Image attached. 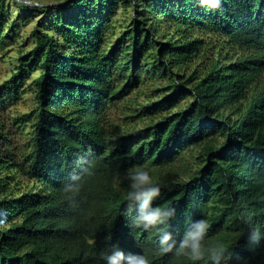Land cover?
<instances>
[{"label":"trees","instance_id":"1","mask_svg":"<svg viewBox=\"0 0 264 264\" xmlns=\"http://www.w3.org/2000/svg\"><path fill=\"white\" fill-rule=\"evenodd\" d=\"M31 38L0 86V264H105L112 245L213 264L161 254L130 225L132 166L166 185L153 203L175 208L173 243L204 218L220 264H264V0H71ZM27 87L34 107L10 112Z\"/></svg>","mask_w":264,"mask_h":264},{"label":"clouds","instance_id":"2","mask_svg":"<svg viewBox=\"0 0 264 264\" xmlns=\"http://www.w3.org/2000/svg\"><path fill=\"white\" fill-rule=\"evenodd\" d=\"M202 5L215 8L219 0H200ZM125 185V204L122 215L129 218L130 225L144 231L154 230L158 242V251L187 257L190 261H199L207 253L213 264H220L225 253L223 245H215L205 249L203 241L209 230L207 219L193 220L184 230L178 243L172 242V233L168 230L169 218L175 214V208L158 206L153 202L161 196V183L155 182L150 171L145 167L132 166L126 169L119 181ZM67 185L66 190L72 188ZM163 226V227H161ZM105 264H150L149 259L142 252H125L118 245H112L111 250L101 252Z\"/></svg>","mask_w":264,"mask_h":264},{"label":"rangeland","instance_id":"3","mask_svg":"<svg viewBox=\"0 0 264 264\" xmlns=\"http://www.w3.org/2000/svg\"><path fill=\"white\" fill-rule=\"evenodd\" d=\"M71 0H8L7 19L9 24L6 25V32L13 28V35L5 40V48L1 52L0 59V86L9 80L13 62L17 60L20 54H25L33 47L31 38L32 30L47 20L48 16L56 12L58 7L65 5ZM24 4L26 10L20 5ZM133 7L124 10L118 7L115 12V18L119 20V25L127 24L133 16ZM13 25V26H11ZM119 35V30L117 31ZM31 79L28 81V84ZM35 105V97L32 89L26 88V93L16 103L10 106V112L23 113L29 112ZM116 118V117H114Z\"/></svg>","mask_w":264,"mask_h":264}]
</instances>
